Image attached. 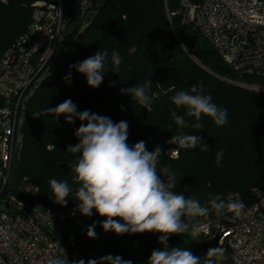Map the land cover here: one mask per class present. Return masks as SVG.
Here are the masks:
<instances>
[{"label": "trees", "instance_id": "obj_1", "mask_svg": "<svg viewBox=\"0 0 264 264\" xmlns=\"http://www.w3.org/2000/svg\"><path fill=\"white\" fill-rule=\"evenodd\" d=\"M36 1L0 0V57L31 23ZM182 1L90 0V16L83 19L82 0H63L68 20L57 48L59 61L24 102L13 183L26 179L44 196L51 195L50 179L74 184L70 166L75 157L66 148L79 142L74 133L81 121L76 119L69 124L64 115L58 120L51 115H32L71 99L77 111L88 110L113 122L127 121L129 145L143 140L149 151L160 146V165H169L177 178L174 191L186 198L195 197L202 206L210 207L208 202L216 195L225 201L231 193L246 199L250 187L264 184V76L237 75L192 23L182 21ZM132 46L137 51L130 54ZM105 50L107 72L100 87L93 89L87 85L85 75L69 66ZM113 51H119L122 58L118 73L111 71ZM69 74L70 83L63 79ZM145 79L153 83L149 91L151 113L120 91ZM201 81L204 94L227 109V123L216 126L210 117L202 116V130L196 132L188 127L182 131L200 135L208 148L180 149L168 142L181 131L171 115L175 105L170 97L175 91L189 90ZM175 110L179 115L185 114L183 109ZM185 119L189 124L195 122L194 118ZM221 149L224 156L217 163L216 155ZM172 150H177L176 156H171ZM73 197L74 193L68 198ZM223 214L217 216L212 212L196 218L189 233L169 237V248H188L203 259L210 247H218L221 255L216 264H220L228 250L218 243V236L212 233L194 238L191 230L199 220ZM91 217L96 238H89L87 229L76 233L77 251L87 263L120 256L132 264H148L152 251L163 249L158 242L159 233L104 232L101 224L106 218L95 210Z\"/></svg>", "mask_w": 264, "mask_h": 264}, {"label": "built area", "instance_id": "obj_2", "mask_svg": "<svg viewBox=\"0 0 264 264\" xmlns=\"http://www.w3.org/2000/svg\"><path fill=\"white\" fill-rule=\"evenodd\" d=\"M33 7L31 23L0 57V264H47L60 247L69 262L88 264L77 251L76 233L93 219L76 211L79 202L67 197L62 206L26 179L12 182L24 102L59 61L68 20L63 0H38ZM81 8L88 18L90 0ZM181 11L182 21L192 23L237 75L264 76V0H183ZM229 199L243 201L241 215L226 210L201 219L191 236L217 235L228 250L220 264H264V184L250 187L246 199L237 193Z\"/></svg>", "mask_w": 264, "mask_h": 264}, {"label": "clouds", "instance_id": "obj_3", "mask_svg": "<svg viewBox=\"0 0 264 264\" xmlns=\"http://www.w3.org/2000/svg\"><path fill=\"white\" fill-rule=\"evenodd\" d=\"M136 51V46L129 49L130 54ZM107 57V50L98 51L69 67L85 75L87 85L96 89L102 84L104 73L107 72ZM121 62L119 51H113L111 71L118 73ZM63 79L70 83L71 75H66ZM152 84L151 80L145 79L141 84L121 88L120 91L151 113L153 107L149 91ZM203 89L201 81L193 84L189 90L175 91L170 97L175 109H183L185 112L184 115L177 114L175 109L171 112L174 123L181 131L172 135L168 142L178 145L180 149L202 146L203 151L208 148L203 144L200 135H189L182 131L188 127L196 132L202 130V116L210 117L216 126L227 123V109L214 103L211 95L204 94ZM32 115L34 118L51 115L56 120L64 115L69 124L76 119L81 121L74 133L79 142L75 145L69 144L66 148V152L75 157V163L70 166L74 184L70 185L67 180L50 179L51 196L55 203L66 206V198L74 193L73 198L79 202L76 211L81 215L91 217L95 210L100 217L106 218L101 224L104 232L112 231L117 235L159 233L158 242L163 245V249H154L148 264H216V259L221 255L218 247H210L202 259L188 248H169V237L189 233L193 220L207 217L212 212L219 216L227 210L239 216L245 209L243 201H225L220 195H216L209 200V207L202 206L195 197L186 198L183 194H178L174 191L177 186L175 173L169 165H160L163 149L155 146L149 151L143 140L129 145L127 121L113 122L107 116L88 110L77 111V106L71 99ZM185 116L194 118L195 122L189 124ZM223 156L221 149L216 155L217 163ZM94 229L95 223L88 227L89 238H96ZM102 262L132 264V261L123 260L120 256L104 257L101 261L89 260L88 264ZM47 264H84V261L69 262L64 249L60 247V254L48 259Z\"/></svg>", "mask_w": 264, "mask_h": 264}]
</instances>
